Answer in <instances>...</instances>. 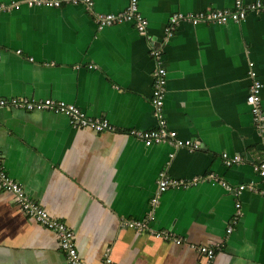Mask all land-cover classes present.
I'll list each match as a JSON object with an SVG mask.
<instances>
[{
    "label": "crops",
    "instance_id": "crops-1",
    "mask_svg": "<svg viewBox=\"0 0 264 264\" xmlns=\"http://www.w3.org/2000/svg\"><path fill=\"white\" fill-rule=\"evenodd\" d=\"M234 2L137 0L149 43L131 22L99 30L81 4L0 13V99L61 101L115 128L96 132L72 127L63 114L0 108L5 172L72 231L83 264H104L107 254L112 264H264V179L253 169L264 158V140L246 104L258 81L264 113V13L224 25L182 22L160 45L172 14L231 9ZM92 3L94 13L118 14L128 1ZM148 47L160 49L166 72V128L198 143L197 151L146 146L128 134L157 128L151 102L157 62ZM222 153L242 161L227 167ZM160 172L204 181L171 188L154 205ZM220 181L253 189L236 196ZM144 218L149 231L122 225ZM162 231L185 242L157 238ZM191 245L221 247L208 262ZM0 264H67L54 234L6 192H0Z\"/></svg>",
    "mask_w": 264,
    "mask_h": 264
},
{
    "label": "built area",
    "instance_id": "built-area-1",
    "mask_svg": "<svg viewBox=\"0 0 264 264\" xmlns=\"http://www.w3.org/2000/svg\"><path fill=\"white\" fill-rule=\"evenodd\" d=\"M128 4L123 11L118 14H100L93 12L92 0H15L8 4H0L1 12L18 11L23 5L28 7H48V8H61L64 5H78L81 4L92 15L96 27L101 30L109 26H117L124 22H131L141 36L145 38L146 42H151V37L147 34V20L142 17L138 11L137 0H127ZM264 13V2L257 0L251 3H244L243 0H235L234 7L224 10H210L197 14H182L174 13L170 16L167 25L164 27L163 35L160 45H164L174 35L177 26L182 23H190L192 25L198 24H218L224 25L228 22L239 23L249 14ZM149 46V45H148ZM149 49V47H148ZM149 53L156 59L157 67L153 73V87L151 102L154 106V116L157 120V128L150 131L131 130L128 134L131 137L141 141L146 146L153 144H169L176 148H187L189 151L199 150V144L191 140H183L178 138L175 131L166 128L165 121L162 115V104L165 96L166 72L160 66V49L150 48ZM254 76V73H251ZM262 85L258 81H254L249 89L246 97V104L249 106L253 125L259 133L262 140H264V113L261 107V91ZM10 107L24 111H48L57 114H63L68 118L69 124L74 128H89L96 132H114L115 128L105 118H91L85 115L77 107L52 99L44 100H27L22 98L0 99V108ZM224 164L229 167L236 163H240L242 158L239 155L229 157L226 153L221 154ZM253 169L260 179H264V158L259 159L253 165ZM209 180L217 182V179L212 175ZM206 179V178H205ZM208 179V178H207ZM204 181L202 177H196L191 180H176L168 177L165 173L160 172L156 180V196L152 200V204H157L160 194L171 188H189L197 185L199 182ZM220 183L227 191L232 192L234 195L246 188L253 189L240 185L237 188H232L224 182ZM0 192L10 193L15 204L20 208L26 217L35 221L42 227L51 231L63 252L67 264H83L74 243V235L72 231L59 219L52 218L35 200L28 196L22 186L10 178L4 170L3 159L0 154ZM261 195L264 196V190H261ZM236 216H239V204L235 205ZM148 218L142 221L124 220L123 226L137 231H149L147 227ZM235 221V220H234ZM233 221V224L235 223ZM232 224V223H231ZM227 234L231 232V225L226 229ZM157 238L171 241L177 245L183 244L184 238L175 236L167 231L157 232ZM219 245L215 247L191 245L198 254L204 256L208 262H211L217 251L220 250ZM104 264H112L108 254L104 259Z\"/></svg>",
    "mask_w": 264,
    "mask_h": 264
}]
</instances>
